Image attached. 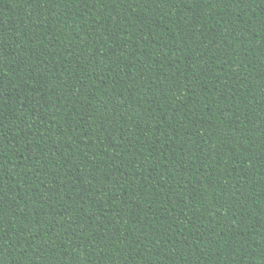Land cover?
Listing matches in <instances>:
<instances>
[{"label": "trees", "instance_id": "16d2710c", "mask_svg": "<svg viewBox=\"0 0 264 264\" xmlns=\"http://www.w3.org/2000/svg\"><path fill=\"white\" fill-rule=\"evenodd\" d=\"M0 264H264V0H0Z\"/></svg>", "mask_w": 264, "mask_h": 264}]
</instances>
